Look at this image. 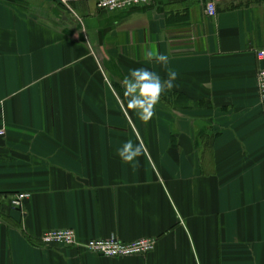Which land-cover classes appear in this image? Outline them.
<instances>
[{
  "label": "crops",
  "instance_id": "0c3cea01",
  "mask_svg": "<svg viewBox=\"0 0 264 264\" xmlns=\"http://www.w3.org/2000/svg\"><path fill=\"white\" fill-rule=\"evenodd\" d=\"M67 1L82 24L59 0H0V264H264V0ZM155 50L177 78L145 122L122 82L167 78ZM54 229L155 247L43 245Z\"/></svg>",
  "mask_w": 264,
  "mask_h": 264
},
{
  "label": "built area",
  "instance_id": "2783aa9c",
  "mask_svg": "<svg viewBox=\"0 0 264 264\" xmlns=\"http://www.w3.org/2000/svg\"><path fill=\"white\" fill-rule=\"evenodd\" d=\"M157 0H96L95 5L98 10L118 12L128 10L135 6L148 5ZM74 16L75 20L82 24V20L72 10L67 0H59ZM208 16L216 14V6L213 1L206 4ZM263 54V52H261ZM257 95L261 102H264V67L258 71L257 75ZM5 135V131L0 128V138ZM28 193L16 194L11 200L14 206H20L21 202L28 198ZM40 241L46 246L78 247L89 252L111 258L144 255L155 247V239L141 238L131 242H123L116 237L98 238L88 241H80L73 229H54L44 232Z\"/></svg>",
  "mask_w": 264,
  "mask_h": 264
},
{
  "label": "clouds",
  "instance_id": "9594fccd",
  "mask_svg": "<svg viewBox=\"0 0 264 264\" xmlns=\"http://www.w3.org/2000/svg\"><path fill=\"white\" fill-rule=\"evenodd\" d=\"M147 56L165 67L167 78H162L158 73L142 67L131 70L122 82L127 107L135 111L139 119L145 122L153 118L156 105L164 93L174 87L173 81L177 78V73L167 68L168 57L166 55L155 50L149 51ZM144 150L143 143L134 144L129 139L117 149V155L123 162L133 164Z\"/></svg>",
  "mask_w": 264,
  "mask_h": 264
},
{
  "label": "water",
  "instance_id": "95a60500",
  "mask_svg": "<svg viewBox=\"0 0 264 264\" xmlns=\"http://www.w3.org/2000/svg\"><path fill=\"white\" fill-rule=\"evenodd\" d=\"M217 1H221V0H217Z\"/></svg>",
  "mask_w": 264,
  "mask_h": 264
}]
</instances>
